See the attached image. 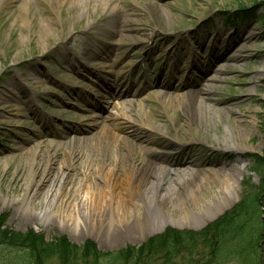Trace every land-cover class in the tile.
<instances>
[{"label": "rangeland", "instance_id": "1", "mask_svg": "<svg viewBox=\"0 0 264 264\" xmlns=\"http://www.w3.org/2000/svg\"><path fill=\"white\" fill-rule=\"evenodd\" d=\"M30 1L31 13L24 11L22 15L19 1L12 2L0 10V233L5 231L8 237L12 234H34L48 245L62 244L80 253H68L64 259H59V255L51 249L50 252H44L40 258L28 254L16 256L9 253L25 247L15 246L6 237L0 242V264H191L190 256L209 252L210 249L200 245L198 253L190 254V249H187L190 247L184 246L188 240L201 242L204 239L196 238L204 232H215L219 227V220L233 218L229 215L233 209H247L253 200H261L264 197V131L257 128L260 118H264V0H112L105 9L100 8L95 0H83L81 6H72L68 2L59 8V5L54 4V8H57L55 13L50 11V6L43 0ZM151 2L155 4L152 10L149 8ZM114 7L116 12H113ZM121 9L127 15L123 16L124 32L118 38L123 42L120 49L131 45L139 51L143 46L139 41L143 40L144 35L151 36L152 32L157 30V40L185 35L194 42H205L201 46L204 49L208 48V42L214 38L224 50L231 46L235 38L234 33L238 35L243 29L249 37L243 52L238 54L239 59L227 62L230 70L225 75H219L221 81L212 83L217 92L211 95L209 102L215 109L231 106L237 113L244 106V110H241L244 115L241 118L245 122L243 132L251 133L254 139L250 143L244 142V146L253 149L246 152L227 151L223 145L214 142L194 145L192 149L188 146V139L198 140L200 136H206L207 131L195 129L192 134L190 130L196 127V123H189L184 131L172 134L174 141L181 142V147L171 144V137L161 142L155 140L151 144L154 151L146 157L152 164L164 163L173 170L187 167L192 158L193 167L200 165L205 170L214 169L220 172L230 167L240 168L241 172H237L242 176L240 183L234 184L235 196L224 209H187L188 213L201 215V218L189 216L183 219L182 210L169 209L170 204H165L167 209H158L161 211L157 212L158 215L154 214V209H148L149 223L141 225L139 240L108 244L105 240L94 238L93 234H83L77 226L74 216H78L85 209L65 208L67 191L79 190L78 197L81 200L87 195V189L81 187L82 176L78 173V168L68 172L69 182L63 186L67 171L62 168L64 156L61 152H57L50 163L42 159L38 166L29 163L30 153L37 143H60L65 144L64 148L77 144L86 147L84 155L89 150V143H83L85 137L78 135L76 143H69L76 135L72 133L71 138H65L66 134L63 133H70L67 129L55 135L62 134L64 138L44 137L39 126L26 111L28 104L24 102L28 96L31 100L37 97L36 102L39 105L73 122L65 126H69L71 130L75 127L80 132V117L57 109L53 111L42 97L51 99L49 93L52 91L62 95L63 92L57 88L56 79L69 83L78 82L79 79L69 71L73 65L72 61H76L72 59V52L81 51L84 38L109 37L106 30H116V25L121 21L118 15ZM41 16L50 22L54 32V35L45 41L38 37L43 27ZM115 51L125 52L124 49ZM107 64L98 61L95 68ZM129 65L130 62L124 64ZM165 74L167 79L168 70ZM252 76L255 78L252 79ZM200 81L199 74H195L193 80L186 81L183 78L178 84L180 92H166L171 100L164 103L144 99L148 95L143 97V94L159 91L155 87L156 83H152L151 90L143 92L140 98L131 99L140 101L146 112L154 114L160 123L165 124L167 116L172 114L171 106L172 110L178 107L177 101L172 97L200 90ZM23 91L25 95L21 93ZM128 107L127 103L122 110ZM109 109L111 110V107ZM246 112L250 113L245 114ZM227 117H223L224 124L221 127L230 131L229 139L233 142L235 137L228 128L230 119ZM175 121L176 124H181L187 122V118L179 113ZM252 121L255 125L249 127L248 123ZM120 124V135H125L123 133L127 129L123 123ZM216 130L213 126L208 134L217 138ZM193 153H196L195 157H192ZM82 160H85L84 157ZM34 168L37 169L36 174H32ZM45 177L50 179L44 181ZM203 178L201 175L194 182L181 185L176 177L172 180L168 177L163 181V188L172 185L181 187L182 192H197L196 188L204 186ZM214 187L212 190L215 195L219 183H215ZM202 191L207 199L213 195L207 194L204 187ZM26 193L30 196L25 195ZM261 205L264 209L262 200ZM188 206L190 203H187ZM262 216L264 218V210ZM172 219L174 224L168 223L171 229H166L164 221L170 222ZM131 221L138 226L134 213ZM108 226L109 224L105 223L100 229L103 231ZM242 253L244 251L236 250L232 254L236 259L237 255L241 258Z\"/></svg>", "mask_w": 264, "mask_h": 264}, {"label": "bare ground", "instance_id": "2", "mask_svg": "<svg viewBox=\"0 0 264 264\" xmlns=\"http://www.w3.org/2000/svg\"><path fill=\"white\" fill-rule=\"evenodd\" d=\"M17 1L21 3L22 15L24 11L31 13L30 0H0V10L12 2L17 3ZM43 1L50 6L49 9L52 13H55L57 9L54 8V4L62 8L68 2L72 6H81L83 2V0ZM95 1L102 9L107 8L112 2V0ZM154 7V3H149L151 10ZM113 12H116L115 7ZM25 19L29 20L28 18ZM44 19L42 18L43 27L41 28L40 35H38L41 41H45L46 38L54 35L52 25ZM242 30L239 31L238 35L234 33L235 38L232 40L229 52L225 55L226 58L224 57L223 65L215 71V75L200 90L172 97V99L177 101L178 107L172 110L171 106L172 114L167 116L165 124L160 123L154 114L151 113L152 115H150L146 112L145 107L140 101H130L128 102L129 107L126 110H122L124 108L123 104L116 107V114L109 118L108 123L106 122L98 133L83 138V143H89V150L85 155L84 151L86 147L78 146L77 144L64 148L65 144L60 143H37L30 153L29 163L32 166H38L41 162L40 159L50 163L54 160V155L57 152H61L64 156L62 168L67 171V173L64 171L66 174L63 186L69 182L67 178L68 172L76 170V167L78 168V173L82 176L81 187L87 189V195L85 199L81 200L78 197L79 190L74 192L67 191L64 203L66 209H85L78 216H74L75 220H77V226L80 227L83 234H93L94 238L105 240L108 244H116L122 241H137L139 240L138 233L142 231L141 225L149 223L148 209H154L153 212L156 215L157 212L161 213L158 209H167L165 208V204H170L169 209H181L184 214L182 218L186 219L189 216L201 218V215L188 213L187 209H208L210 211L211 209H224L228 207L233 196H235L234 184L240 183V177L242 176L238 173L241 172L240 168L230 167L220 172H216L214 169L205 170L200 165L193 167V160L191 158L187 163V167L171 170L169 165L155 162L152 164L146 157L154 151L151 144L157 139L161 142L163 139L171 137V144L179 147L181 142L178 140L174 141L172 134L184 131L187 128L186 125L189 123H196V127L190 130L192 134L195 132V129H206L207 131L206 136H200L198 140L193 138L188 139V142L186 141L192 149L194 145L213 144L214 142L223 145V148L227 151L246 152L249 151L248 149L253 150L248 148L247 145H243L244 142L250 143L254 139L251 133L244 134L243 132V124L245 122L241 118V116H244L241 110H244V106L237 113L231 106L215 109L209 102L211 101V95L217 92L212 83L221 81L220 76L225 75L230 70L227 62L239 59L238 54L243 52L244 44L249 39L245 31ZM153 32L157 33L158 31L154 30ZM32 41L30 40V42ZM236 47H239V49ZM233 52H236V54L232 55ZM255 74L253 75L255 76ZM254 76L251 78H255ZM114 95L122 97V94L119 92ZM144 99L158 103L171 100L168 94L163 91H156ZM167 107H170L169 103ZM179 113L187 118V122L176 124L175 117ZM247 113L249 114L250 112H246L245 114ZM224 116H228L227 118L230 119L228 121V128L234 134V143L229 139L230 131L223 130L221 127L224 124ZM10 122L12 123V121ZM118 123H123L126 127L127 131L123 133L125 135H120ZM248 125L251 127L255 123L252 121ZM213 126L217 128V138H212L211 134H208ZM170 127L172 130H169ZM257 128L264 131V118H260V125H257ZM72 142L76 143V139L69 143ZM195 156L196 153H193L192 157ZM83 157L84 161L82 160ZM36 170L34 168L32 174H36ZM201 175L204 177L205 183L202 188H196L197 192H182L181 187L172 185L163 188V181L168 177L171 180L176 177V180H179L181 185H185L194 182ZM48 177H45L43 180L50 179ZM53 178L55 179V176ZM217 182L219 183V187L214 195V185ZM203 187L207 190V194H213L212 197L206 198L202 191ZM187 193L190 194H188L189 198L187 197ZM25 195L30 196L28 193ZM187 203H190V206L187 207ZM133 213L135 214L138 226L131 221L133 220ZM169 213L171 214V210ZM105 223H108L109 226L102 231L100 228ZM168 223L174 224L173 219L170 222L164 221V224L167 226L166 229H171Z\"/></svg>", "mask_w": 264, "mask_h": 264}, {"label": "trees", "instance_id": "3", "mask_svg": "<svg viewBox=\"0 0 264 264\" xmlns=\"http://www.w3.org/2000/svg\"><path fill=\"white\" fill-rule=\"evenodd\" d=\"M261 200L264 201V197ZM261 200H253V203H251L247 209H233L229 214L233 218L230 220H227V218L219 220V227L218 229L214 230L215 232L210 234L204 232L202 233V236L196 238L204 239L201 242H198V240H188L184 245L190 247L187 248L190 249L188 253H198L197 249L200 245H202L210 249L209 252L203 253L231 254L234 252L233 248L245 247L243 240L264 237V218L262 216L263 206L261 205ZM220 227L222 229H220ZM4 238L12 242L15 246L25 247L23 249L21 247L17 252L9 253L15 254L16 256H24L28 254L29 256L40 258L44 252H50L51 249L53 250L52 252H56V254L59 255V259H64L65 255L68 253H80V251H76L75 249L62 244L48 245L34 234H12L10 237H8L5 231H2V233H0V242ZM218 239L236 240H234L232 243H221L216 242ZM249 254L250 260H255L256 257L253 256L254 253L250 251Z\"/></svg>", "mask_w": 264, "mask_h": 264}, {"label": "flooded vegetation", "instance_id": "4", "mask_svg": "<svg viewBox=\"0 0 264 264\" xmlns=\"http://www.w3.org/2000/svg\"><path fill=\"white\" fill-rule=\"evenodd\" d=\"M224 240H216V242H222ZM245 247H236L235 249L244 251L241 254V258L237 255L236 259L233 254H215L205 253L200 255L190 256L191 264H264V238H252L243 240ZM246 251H252L255 256V260H250V254Z\"/></svg>", "mask_w": 264, "mask_h": 264}]
</instances>
